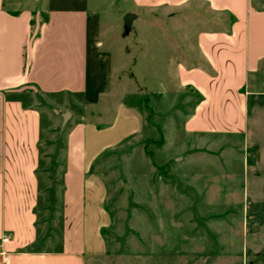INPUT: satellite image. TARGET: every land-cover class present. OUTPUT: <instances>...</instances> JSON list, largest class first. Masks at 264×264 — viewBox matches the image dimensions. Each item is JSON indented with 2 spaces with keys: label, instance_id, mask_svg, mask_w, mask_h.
<instances>
[{
  "label": "crops",
  "instance_id": "obj_1",
  "mask_svg": "<svg viewBox=\"0 0 264 264\" xmlns=\"http://www.w3.org/2000/svg\"><path fill=\"white\" fill-rule=\"evenodd\" d=\"M93 2L46 0L44 8L39 0H0V237L12 235L4 245L8 264H88L106 251V190L88 172L106 150L138 133L141 121L123 103L108 123L88 120L102 114L88 109L111 95ZM129 2L148 9V22L162 28L148 32V48L176 51L164 59L156 100L192 94L188 134H243L248 81L264 62V0ZM182 18L191 23L188 34L163 29ZM139 37L143 56L147 44Z\"/></svg>",
  "mask_w": 264,
  "mask_h": 264
},
{
  "label": "rangeland",
  "instance_id": "obj_2",
  "mask_svg": "<svg viewBox=\"0 0 264 264\" xmlns=\"http://www.w3.org/2000/svg\"><path fill=\"white\" fill-rule=\"evenodd\" d=\"M45 3L39 0L40 7ZM90 8L97 15L99 50L110 64L111 95L88 109L102 113L88 120L108 123L123 103L138 114L141 128L106 150L88 172L105 187L107 214L105 254L88 264H264V62L248 81L253 93L243 134H188L183 123L192 94L154 95L166 79L164 59L176 51L148 48V32L162 29L148 22V9L129 0H95ZM127 11L147 16L135 22L147 44L143 56H137V43L123 54L132 37L120 35ZM46 14L41 11L38 20ZM182 19L163 29L188 34L191 23ZM61 132L55 134L60 147ZM60 175L59 168L57 181Z\"/></svg>",
  "mask_w": 264,
  "mask_h": 264
},
{
  "label": "water",
  "instance_id": "obj_3",
  "mask_svg": "<svg viewBox=\"0 0 264 264\" xmlns=\"http://www.w3.org/2000/svg\"><path fill=\"white\" fill-rule=\"evenodd\" d=\"M143 15L134 11H127L122 16V26L120 29V35L122 38H127L132 34L131 39L126 43L123 52L125 54L131 53L132 50L136 47V39H137V29L135 27V22L142 18ZM69 113L66 112L63 114V120L65 121L68 117Z\"/></svg>",
  "mask_w": 264,
  "mask_h": 264
},
{
  "label": "built area",
  "instance_id": "obj_4",
  "mask_svg": "<svg viewBox=\"0 0 264 264\" xmlns=\"http://www.w3.org/2000/svg\"><path fill=\"white\" fill-rule=\"evenodd\" d=\"M11 239H12V235L10 233H4L0 237V264H8L9 263L10 254L4 248V245L6 243L10 242Z\"/></svg>",
  "mask_w": 264,
  "mask_h": 264
}]
</instances>
